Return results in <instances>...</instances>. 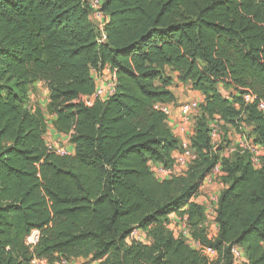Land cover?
<instances>
[{"label": "trees", "instance_id": "1", "mask_svg": "<svg viewBox=\"0 0 264 264\" xmlns=\"http://www.w3.org/2000/svg\"><path fill=\"white\" fill-rule=\"evenodd\" d=\"M102 11L100 31L88 0H0V264H234L235 245L243 264H264V156L256 169L250 153L223 158L211 139L212 124L228 137L246 123L264 148V1L105 0ZM105 68L115 92L88 105ZM170 74L204 100L195 159L158 180L150 165L171 167L182 148L157 108L177 103ZM38 82L50 92L46 112L27 106ZM48 114L74 154L48 149ZM217 166L225 189L210 238L194 199ZM172 215L215 261L175 237ZM135 229L149 243H129Z\"/></svg>", "mask_w": 264, "mask_h": 264}, {"label": "built area", "instance_id": "2", "mask_svg": "<svg viewBox=\"0 0 264 264\" xmlns=\"http://www.w3.org/2000/svg\"><path fill=\"white\" fill-rule=\"evenodd\" d=\"M264 1V0H263ZM105 0H88V6L90 8V18L95 24V26L100 30L103 31L106 24L109 22V17L102 11V7ZM97 73L96 71H94ZM105 72L111 74V80L103 81L101 86L97 85L96 83V91L92 97H85L84 101L91 105L94 103L95 100H108L115 92L116 87V78L112 71L109 68H105L102 73H104L103 77L105 76ZM99 74V73H97ZM97 76L94 75V78ZM32 95V94H31ZM252 100L251 97H247V101ZM174 105H158L157 108L161 109L163 113L168 117V122L170 121L171 124L175 122V115H174ZM200 105L197 104L195 101H190L188 103H184L179 107V123H176L173 127L174 134L180 138L182 142L181 151L175 153L174 155V163L171 167H166L162 164H151L150 168L154 175V177L158 180H165L169 179L173 176H179L185 173L188 170L190 162L195 159V154L192 149L191 138L194 135V127L193 126V117L198 114ZM261 109H264V103L260 105ZM174 120V121H173ZM211 139L212 145L215 147L214 141L217 137H220L219 134V127L216 124L211 125ZM241 139L245 140V144L240 146L241 153L248 152L251 154V159L254 167L259 169L261 167V158L264 156V148L259 145L253 144L249 139L247 140L245 137L244 132L238 133ZM190 136V137H189ZM46 145L49 150L55 152L58 155H70L72 154L71 148L69 145H63L61 142L53 141L48 137V133L45 137ZM221 173L222 170L220 166H217L213 173L207 177L206 180L214 177V174ZM223 175V174H222ZM205 180V181H206ZM173 216V217H172ZM169 219H176L179 221V231L177 233L175 229L171 228L168 224L169 229L173 232L175 237L184 239L193 249L201 251L211 262L217 259V252L212 248H206L201 245L200 242L193 239L190 227L188 226L187 218H180L175 217L172 215ZM136 229L133 231L131 237L135 234ZM210 234V233H209ZM212 238V237H210ZM39 240V233L38 231H33L31 235L27 238V243L29 245H36ZM234 264H243L248 261L247 254L240 246H233L231 249ZM73 261V260H72ZM72 261L67 262L63 261L62 264H71ZM31 264H51L46 260H39L35 259L32 261ZM58 264V263H56Z\"/></svg>", "mask_w": 264, "mask_h": 264}, {"label": "rangeland", "instance_id": "3", "mask_svg": "<svg viewBox=\"0 0 264 264\" xmlns=\"http://www.w3.org/2000/svg\"><path fill=\"white\" fill-rule=\"evenodd\" d=\"M94 75L97 76V85L101 86L103 81H110L111 80V74L105 72V76L103 77L104 73H95ZM174 79H173V84H172V91L176 96L177 103L173 106L174 107V117H175V122L173 124L170 123L169 121V126L173 130V127L175 126L176 123H179V117L177 116L179 113V107L184 104L188 103L190 101H195L197 104L201 105L202 104V98L201 96L197 95L195 91L192 90L190 84H183L179 82L176 79V76L174 74H170ZM96 79V77H95ZM1 86V84H0ZM222 89V94L225 97H229V93ZM50 95L49 90L46 88L44 84H38V85H33L32 87L29 88L28 92V98L26 96V101H27V106L31 109H42L44 112H46V102L48 100V95ZM35 95V98H30L29 95ZM31 95V96H32ZM49 104V103H48ZM196 114L193 117V126L195 127V122H196ZM48 123L49 126L51 127V120L48 118ZM245 126L247 127L244 130V134L246 139H252L253 135L251 132V129L248 127V125L245 123ZM233 131V130H232ZM219 134L220 137H217L216 140L214 141L215 148L220 149V153L223 158H230L234 157L236 155V152L240 150V146L245 144V140L241 139V137L238 135V133H231L227 137V132L225 129H220L219 128ZM190 137V136H189ZM57 141V140H56ZM63 145H70V139L66 140V142H61ZM215 186V187H213ZM225 189V185L223 183L222 179V174L221 173H216L214 174V177L210 178L207 183L204 182L198 196L194 199L198 204L203 205L205 207V214H206V220L204 223L205 228H207L209 234V237L214 238L217 233H218V226L216 223V213H217V207H218V201L221 196V193ZM177 217V216H175ZM179 219V217H178ZM168 224L171 226V228L175 229L177 233H180L179 227V221L176 220L175 218L171 220V218L168 221ZM138 241L144 244L149 243V239L147 237V234L140 230L136 229L135 234L129 239V243L132 241ZM58 264H62V262H59ZM79 264H92L90 260H85L81 259Z\"/></svg>", "mask_w": 264, "mask_h": 264}, {"label": "crops", "instance_id": "4", "mask_svg": "<svg viewBox=\"0 0 264 264\" xmlns=\"http://www.w3.org/2000/svg\"><path fill=\"white\" fill-rule=\"evenodd\" d=\"M38 84L40 85V84H43V83L38 82V83H35L34 86L35 85H38ZM195 93L197 95L201 96L202 101L204 100V97H203V95L201 93H199V92H195ZM47 95H48V100L46 102V108H47L48 103H49V94L47 93ZM29 97L33 99V98H35V95L34 94L32 96L29 95ZM33 109L35 110V108H33ZM48 118L51 120V127L48 125V132H47L48 133V137L50 139H52L53 141H56L57 140L58 142H64V143L66 142V140L70 139V136L69 135L59 133V132H57L55 130L54 125H53V122H55L56 116L48 114ZM69 146L71 148L72 154H74L75 153V146L72 145V144H70ZM208 181L209 180H206L205 183H207ZM213 187H215V186H213ZM80 260H73L71 264H79ZM92 264H98V263H92Z\"/></svg>", "mask_w": 264, "mask_h": 264}]
</instances>
